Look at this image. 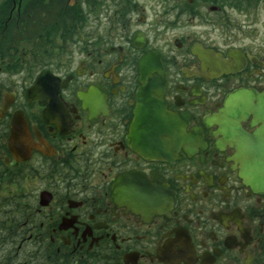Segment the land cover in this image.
Here are the masks:
<instances>
[{
    "label": "flooded vegetation",
    "instance_id": "flooded-vegetation-1",
    "mask_svg": "<svg viewBox=\"0 0 264 264\" xmlns=\"http://www.w3.org/2000/svg\"><path fill=\"white\" fill-rule=\"evenodd\" d=\"M256 159L264 0H0V264H264Z\"/></svg>",
    "mask_w": 264,
    "mask_h": 264
},
{
    "label": "water",
    "instance_id": "water-1",
    "mask_svg": "<svg viewBox=\"0 0 264 264\" xmlns=\"http://www.w3.org/2000/svg\"><path fill=\"white\" fill-rule=\"evenodd\" d=\"M17 138L16 127H13L12 133L10 135V141L15 143V139ZM245 172L248 173L254 179H260V181L264 180V160H250L246 162ZM260 172L262 176H260Z\"/></svg>",
    "mask_w": 264,
    "mask_h": 264
}]
</instances>
